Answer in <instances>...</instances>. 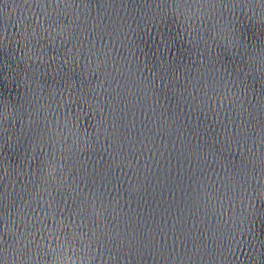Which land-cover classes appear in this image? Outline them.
<instances>
[{
    "label": "water",
    "instance_id": "1",
    "mask_svg": "<svg viewBox=\"0 0 264 264\" xmlns=\"http://www.w3.org/2000/svg\"><path fill=\"white\" fill-rule=\"evenodd\" d=\"M0 264H264V0H0Z\"/></svg>",
    "mask_w": 264,
    "mask_h": 264
}]
</instances>
